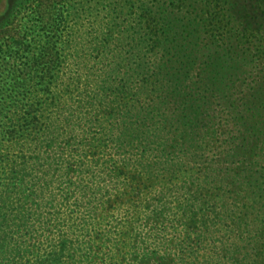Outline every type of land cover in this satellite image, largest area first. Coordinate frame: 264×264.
<instances>
[{
	"label": "rangeland",
	"instance_id": "obj_1",
	"mask_svg": "<svg viewBox=\"0 0 264 264\" xmlns=\"http://www.w3.org/2000/svg\"><path fill=\"white\" fill-rule=\"evenodd\" d=\"M163 1L7 0L0 16V93L11 87L19 96L7 100L10 110L0 118V264H57L67 260V250L78 264H135L138 257L152 264L151 255L158 262L164 257L163 264H264L263 30L241 25L233 0H185L182 11L200 16L191 27H182L171 0ZM159 27L168 31L162 96L172 106L144 79ZM112 73L131 87L121 109L126 99L139 107L157 98L159 142L172 134L160 130L155 111H168L165 119L180 125L194 107L195 129L182 134L186 144L171 154L178 175L158 199L152 193L160 185L144 187L134 166L121 164L117 140L99 128L119 132L128 119L117 123V107L110 106L93 120L97 91ZM14 114L35 116L32 127L20 128L23 119L12 121ZM174 134L180 143L181 134ZM217 173L231 174L242 191L223 200L233 211L224 225L204 233L218 245V258L209 262L207 250L190 247L180 213ZM155 209L169 210L167 217L155 218ZM201 225L208 227L205 220ZM258 246L263 249H253ZM228 247L234 261L220 255Z\"/></svg>",
	"mask_w": 264,
	"mask_h": 264
},
{
	"label": "trees",
	"instance_id": "obj_2",
	"mask_svg": "<svg viewBox=\"0 0 264 264\" xmlns=\"http://www.w3.org/2000/svg\"><path fill=\"white\" fill-rule=\"evenodd\" d=\"M165 1L166 0H164L162 4H165ZM167 4H174L177 7L178 11L174 10V12L181 15L183 20L182 27H191L196 23V21H198L200 17L199 14H196L195 12H189L188 9L187 11H182L183 6L185 5V0H171ZM233 7L234 15L237 16V19L239 20L241 25H244V27L251 26L255 28L256 31H259L261 29L263 30L264 34V0H233ZM7 8V0H0V16L4 14V12H6ZM149 19H151L153 24L157 25L159 23V21H156L152 16H149ZM157 29L152 31V44L148 45V51L152 52V56H154V58L152 57L153 63L151 64V66L147 67L144 73V79L147 85L149 84L151 91L158 92L156 97L161 95L159 100L160 102L168 103L172 106L173 102L171 98L167 96L168 94H166V96H162V93H164V87L166 86V80L163 74L165 65H163L164 63H162L165 52L162 44L165 45V43H167L168 41V31L165 32V29L161 30L160 27ZM160 47L163 49L161 50L159 58L156 59L155 56L160 52ZM47 49L48 48L45 44L40 46V56H42V54L45 53ZM54 53H57V50H54ZM127 69L128 68H126L125 71H127ZM125 71L123 73H125ZM117 72L119 71H115V73ZM42 79L43 78L40 77V83L41 81L43 82ZM127 81L128 80L125 76H115L113 73L105 76L102 79V83L104 85H102L100 90L97 91V93L100 94L98 98V104L96 105L97 108H92V116L95 115L93 116V120L99 119L98 115L101 109H105V107L109 108L110 106L112 112H114L116 109L115 107H117V111L115 112V115L119 117L117 123H119L120 120L127 121L128 119V123L123 122V125L121 126L122 129H120L119 132H117V130L114 131V128H106V126L102 125V123L100 124L99 128L101 127L103 134H106L109 137H113V139L117 140L115 153L119 154L122 157L121 164L123 165V167L128 164L133 165L134 169L136 170L135 175L138 178V181H142L143 183H145L144 187L149 186L150 188H153L155 183L160 185L152 193V197L158 199V197L160 198L166 192V183L171 178L178 175L177 159L171 154L173 151H180V145L186 144V139L183 135H185L187 131L189 135V133L195 129L194 126L196 122H193V114L195 113V110L191 103V114L189 115L188 112L184 114L183 123L180 125H174L173 122H169L167 118L165 119V115L166 117H169L168 111H165L164 113L155 111V116L159 117L161 126L160 130L172 134L171 140L166 141L162 139V141L160 140L161 142H159L156 139L158 138L157 135L161 132L157 130L153 125V122L155 120L153 117L154 113H152L153 108H159L156 103L159 102L157 98H152L154 101L150 99V104L147 103L146 105H141L139 107H137L136 102H131L130 99H126L123 103L122 109L121 105L119 107V103L122 101V99L124 100L122 93L124 94V92H128L131 89ZM5 83L6 81L3 82V84ZM180 95L181 94H178V96ZM16 96H19L18 92H15L13 89H11V87L5 88V90L0 93V118L2 120H4L3 118L7 117L5 111L10 110L11 107V102L7 100L17 99L14 98ZM53 96L55 97V95ZM105 96L113 98V100L111 101L112 104H107L108 100L104 99ZM193 101H196V98H194ZM90 102L91 96L88 94L87 103L89 104ZM14 115V118L12 117L11 119L12 121L14 119L17 121L23 119V123L20 128L29 129V127H32L35 116L30 115L29 117V115H26L18 117L17 114ZM178 128H180V130ZM177 132L181 134V136L178 137L179 139H181L180 143H178L177 139L174 137V133ZM9 157L10 156L6 154V157L4 156V158L2 159H9ZM210 178V180H201L202 184H206V186L208 185V188H204L201 186L197 187L196 191H194L193 194L189 195V206H185L180 213L182 216L186 217V222L188 223L184 229L183 235H185V238L189 241V243H191L190 247H192L193 249L201 248L207 250L209 254L206 258V261L209 262L213 259L218 258V256H215L217 253L216 250L218 248V245L213 241L212 237H208L206 235L207 233H204L211 228L209 225H212L215 230L220 224L224 225L226 219L231 215V213H233V211L227 208L226 201L223 200L225 199V197H230L232 193L237 194L242 191V189H236L235 185L232 184L231 174L222 175L217 173ZM242 178L246 180V175H243ZM184 181L185 182L182 183L184 186L187 184L191 186L193 183V181H187L186 179H184ZM246 181H250V179L248 178ZM223 183H227L225 185L226 187L223 186ZM174 186L175 188H179L178 184ZM189 191L192 192V188H189ZM220 198H222V200ZM244 198H246V196ZM168 212L169 210L167 211L165 209H155L154 217L166 218ZM244 215H246V212L244 213ZM242 218L243 216L240 219ZM197 220L200 221L198 224L196 223ZM203 220H205V222L208 224L207 228L203 227L204 225H201ZM216 241H218V239ZM66 246V249H68V244H66ZM253 249L262 250L263 247H253ZM67 251V260L58 262L57 264H78L79 258H77L75 253H73V250ZM54 254L55 253H52V257L54 256ZM95 255L96 252L94 253V256ZM220 255L223 257V259H226L228 261L235 260L233 257V251H231L230 247L224 248L223 252ZM132 256L135 258V254H133ZM149 259V261L153 262L152 264H163V261H165V258L163 257L158 262L152 255L149 256ZM54 260L55 262H57L56 257L54 258ZM141 260L142 259L138 257V260L135 261V264H141ZM227 263L233 264L232 262ZM166 264H171V261H168Z\"/></svg>",
	"mask_w": 264,
	"mask_h": 264
}]
</instances>
